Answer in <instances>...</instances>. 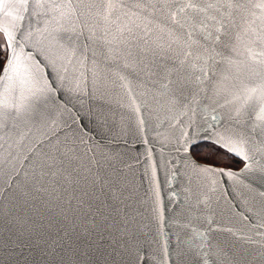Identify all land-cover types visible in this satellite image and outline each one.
Segmentation results:
<instances>
[{
	"label": "snow or ice",
	"instance_id": "1",
	"mask_svg": "<svg viewBox=\"0 0 264 264\" xmlns=\"http://www.w3.org/2000/svg\"><path fill=\"white\" fill-rule=\"evenodd\" d=\"M0 15V264H264V0ZM198 139L243 167L193 158Z\"/></svg>",
	"mask_w": 264,
	"mask_h": 264
},
{
	"label": "water",
	"instance_id": "2",
	"mask_svg": "<svg viewBox=\"0 0 264 264\" xmlns=\"http://www.w3.org/2000/svg\"><path fill=\"white\" fill-rule=\"evenodd\" d=\"M9 2L10 3H17L18 0H9ZM10 10H12V9H10ZM9 19H5L2 15H0V26L6 25L9 22ZM252 48H253V51H255L256 53H260L261 51H264V46L257 47L255 45H253ZM150 135L154 136L155 133H151ZM163 135L170 138L173 135H178V130L169 129V128L165 127L163 129ZM129 139H130L131 143H130L129 148L127 149V151L130 153L131 156L142 155L143 153H145V151L149 147H151V148L155 149V151L153 152L154 156H161L162 159L165 158V157L168 158V159H171V156H169L168 152L162 151L161 148L158 145H156V144L145 145L141 140H139L138 138L132 137V136H130ZM200 142H211V143H213V141L209 140V139H198V140L194 141L193 143H191L189 145V151H190V153H191L193 158H195V157L193 156V154L191 152V148H192L193 145H195L197 143H200ZM195 159H197V158H195ZM201 162H203V161H201ZM203 163H206V162H203ZM220 167H225V166H220ZM242 167H243V163L239 167L233 168V169H239V168H242ZM230 168H232V167H230ZM167 175H168V173L164 169H161V171H160V173L158 175V179H159V182H160V190H161V195L162 196L164 194H166V192H167V184L165 183V181L167 179ZM137 176L139 177V173H137ZM11 178L12 177L10 175V172H9V169H8L7 166H4L3 168H0V184H5ZM224 205L225 206H230V201L225 199ZM146 207L147 206H145V208ZM232 211H233V213H235L236 209L233 208Z\"/></svg>",
	"mask_w": 264,
	"mask_h": 264
},
{
	"label": "rangeland",
	"instance_id": "3",
	"mask_svg": "<svg viewBox=\"0 0 264 264\" xmlns=\"http://www.w3.org/2000/svg\"><path fill=\"white\" fill-rule=\"evenodd\" d=\"M191 152L195 158L206 163H216L219 166L239 167L242 162L235 160L230 154H225L222 149L211 142H200L192 146Z\"/></svg>",
	"mask_w": 264,
	"mask_h": 264
},
{
	"label": "trees",
	"instance_id": "4",
	"mask_svg": "<svg viewBox=\"0 0 264 264\" xmlns=\"http://www.w3.org/2000/svg\"><path fill=\"white\" fill-rule=\"evenodd\" d=\"M235 158V157H234ZM235 160H239V159H237V158H235ZM240 161V160H239Z\"/></svg>",
	"mask_w": 264,
	"mask_h": 264
}]
</instances>
